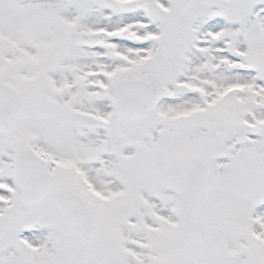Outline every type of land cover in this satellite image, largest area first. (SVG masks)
<instances>
[{"label":"snow or ice","instance_id":"6c2138e0","mask_svg":"<svg viewBox=\"0 0 264 264\" xmlns=\"http://www.w3.org/2000/svg\"><path fill=\"white\" fill-rule=\"evenodd\" d=\"M0 264H264V0H0Z\"/></svg>","mask_w":264,"mask_h":264}]
</instances>
